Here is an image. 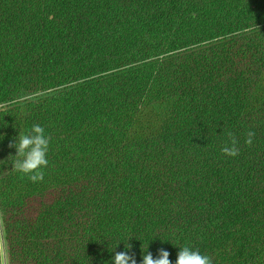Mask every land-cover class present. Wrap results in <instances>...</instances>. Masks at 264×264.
Listing matches in <instances>:
<instances>
[{"label":"trees","instance_id":"obj_1","mask_svg":"<svg viewBox=\"0 0 264 264\" xmlns=\"http://www.w3.org/2000/svg\"><path fill=\"white\" fill-rule=\"evenodd\" d=\"M0 229L6 264H264V0H0Z\"/></svg>","mask_w":264,"mask_h":264},{"label":"clouds","instance_id":"obj_2","mask_svg":"<svg viewBox=\"0 0 264 264\" xmlns=\"http://www.w3.org/2000/svg\"><path fill=\"white\" fill-rule=\"evenodd\" d=\"M252 135L253 133L249 132L246 143H251ZM235 144L236 141L233 139L231 146H225L222 151L227 155L236 156L238 150ZM9 146L15 149L13 156L16 159L11 161L12 168L19 173L28 175V178L34 182L43 180L44 174L40 169L48 164L47 153L49 150V137L46 135L44 127L40 124H32L28 131L16 134ZM168 257V251L160 249L157 258H153L151 253L143 254L140 264H173ZM109 259L111 264H137L135 258L126 251L115 252ZM107 264H109L108 261ZM174 264H212V261L207 254H202L199 250L185 245L179 246Z\"/></svg>","mask_w":264,"mask_h":264},{"label":"rangeland","instance_id":"obj_3","mask_svg":"<svg viewBox=\"0 0 264 264\" xmlns=\"http://www.w3.org/2000/svg\"><path fill=\"white\" fill-rule=\"evenodd\" d=\"M0 250H1V255H2V264H6V262H5V246L3 243L1 229H0Z\"/></svg>","mask_w":264,"mask_h":264}]
</instances>
